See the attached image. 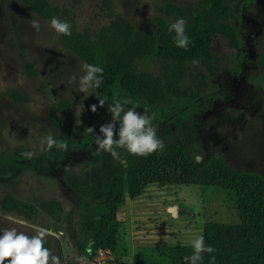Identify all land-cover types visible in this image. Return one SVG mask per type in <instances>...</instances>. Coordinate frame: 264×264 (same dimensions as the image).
<instances>
[{"label": "rangeland", "instance_id": "374dc122", "mask_svg": "<svg viewBox=\"0 0 264 264\" xmlns=\"http://www.w3.org/2000/svg\"><path fill=\"white\" fill-rule=\"evenodd\" d=\"M48 1L73 9L79 32L92 36L106 23L95 12L97 0ZM160 1L165 0H113L116 12L133 25L145 20L152 3ZM168 1L187 6L197 0ZM230 6L236 10L230 24L238 33L239 46L230 49L222 37H211L210 51L225 61L217 75L207 78L200 103L194 106L196 110L193 107L191 155L194 159L197 155L220 156L235 169L264 175V0H244ZM32 19L39 21L38 32L30 26ZM26 63L31 71L25 68ZM84 65L60 46L50 25L20 0H0V155L10 154L17 145L24 153H31L29 163H0V188L26 201L35 195L53 198L63 208L62 222L55 223L39 211L37 224L0 210V231L15 228L35 235V229L45 228L64 232L58 239L46 237L61 264H79V253L71 242L73 222L81 205L65 178H86L99 153L86 128L94 127L98 135L100 126L111 120L109 104L99 107L100 99L93 89L80 93L68 82L72 75L84 74ZM134 65L139 71L157 70L153 56L137 59ZM191 69L200 70L194 64ZM186 82L184 77L179 85ZM10 90L20 92L25 100L7 99L4 92ZM57 99L68 103L74 124L90 135L81 144L68 145L67 151L55 147L49 150L46 143L48 135L59 141L57 131L46 119L49 104ZM93 104L97 105L95 113L90 111ZM131 108L144 112L139 106ZM152 125L160 138L173 134L165 125ZM115 214L117 235L110 250L112 260L107 264H166V247L191 245L193 238L202 235L204 221L237 222L234 202L228 194L190 184H148L137 196H124Z\"/></svg>", "mask_w": 264, "mask_h": 264}, {"label": "trees", "instance_id": "16d2710c", "mask_svg": "<svg viewBox=\"0 0 264 264\" xmlns=\"http://www.w3.org/2000/svg\"><path fill=\"white\" fill-rule=\"evenodd\" d=\"M21 1L48 25L52 17L71 25V36L56 33L58 43L85 65L103 67V83L94 89L99 98L111 100L125 93L160 118L174 114L175 133L167 139L159 137L166 145L162 153L136 157L120 149V160H115L102 152L98 163L89 168L85 181L74 175L66 177V183L81 195L89 211L78 213L75 221L78 240L71 242L74 248L88 258L98 248L113 251L118 226L115 213L124 196L133 198L152 183L190 184L224 191L233 199L237 215L235 223L203 222L201 234L205 243L217 251L204 254L202 264H209L211 255L216 257L215 264H264V175L235 169L220 156L208 155L198 164L191 155L194 136L191 109L206 88V74L216 71L223 60L209 51L210 38L218 35L228 47L236 46L235 30L228 23L233 16L230 3L236 0H197L187 6L168 0L154 2L148 17L135 25L116 12L113 0H97L94 8L106 23L92 36L75 29L71 8L47 0ZM181 18L187 22L186 34L191 41L187 50L175 46V34L168 30L170 24ZM144 56L155 58L156 73L136 69L134 61ZM193 60L199 62L200 71L191 69ZM25 67L31 69L27 63ZM184 77L187 82L180 86ZM7 96L23 100L15 92ZM168 108L171 109L166 112ZM47 118L70 144L84 135L73 126L69 107L63 100L49 105ZM19 152L17 147L13 156ZM0 210L30 224L38 223L39 211L54 222H60L62 213L55 200L33 196L28 202L8 193L0 194ZM45 247L51 251L50 239L45 238ZM191 254L189 244L169 245L166 264H186L184 257Z\"/></svg>", "mask_w": 264, "mask_h": 264}, {"label": "clouds", "instance_id": "9594fccd", "mask_svg": "<svg viewBox=\"0 0 264 264\" xmlns=\"http://www.w3.org/2000/svg\"><path fill=\"white\" fill-rule=\"evenodd\" d=\"M30 26L35 30H40L38 20L29 21ZM186 20L181 18L170 24L169 32H173L174 43L177 48L187 50L191 43L186 34ZM50 27L58 34L71 36V25L67 21H62L57 17H52ZM192 63L198 64L197 60ZM84 74L72 75L69 84L74 85L76 91L86 93L90 89L99 88L102 83L104 69L98 65H84ZM105 101H99V107H104ZM128 101L121 102L119 99L108 105V112L111 113V120L102 124L99 134H96L94 127L86 128L88 134L94 137L97 152L109 153L113 159L120 160V152L123 149L128 154L136 157H148L154 153H162L166 145L159 139L157 129L153 127L152 120L146 112H138L134 108L127 106ZM90 111L95 113L97 105L90 106ZM117 125L119 128L117 130ZM47 148L51 150L67 151L68 145L63 141H57L53 136L46 138ZM26 158L31 157V153H22ZM196 163L203 162V156L195 157ZM124 162V161H121ZM36 234L29 236L24 232H19L15 228L3 229L0 231V264H61L59 256L53 255L45 247V238L49 235L60 238L64 232H54L45 228L35 229ZM192 254L185 256L186 264H202L204 254H213L217 251L212 246L206 245L202 235L196 236L191 240ZM215 255L210 256L209 264H215Z\"/></svg>", "mask_w": 264, "mask_h": 264}, {"label": "flooded vegetation", "instance_id": "af4514ba", "mask_svg": "<svg viewBox=\"0 0 264 264\" xmlns=\"http://www.w3.org/2000/svg\"><path fill=\"white\" fill-rule=\"evenodd\" d=\"M21 1V0H20ZM48 1V0H47ZM244 0H236V1H234L233 2V4H236V3H239V2H243ZM22 2V1H21ZM51 3V2H50ZM22 4H24L23 2H22ZM53 4V3H52ZM25 5V4H24ZM55 5H57V4H55ZM26 6V5H25ZM27 7V6H26ZM60 7V6H59ZM62 8H70V7H62ZM95 9V8H94ZM31 10V9H30ZM32 11V10H31ZM33 12V11H32ZM95 12H96V10H95ZM151 12V11H150ZM232 13H233V16H232V18H230L229 20H228V23L230 24V22L231 21H233L234 19H235V17H236V10L234 9V7L232 8ZM37 15V14H36ZM38 16V15H37ZM100 16V15H99ZM39 17V16H38ZM148 17V16H147ZM40 18V17H39ZM103 18V17H102ZM41 19V18H40ZM105 19V18H104ZM43 20V19H42ZM44 21V20H43ZM105 21H106V19H105ZM231 25V24H230ZM232 26V25H231ZM233 27V26H232ZM234 28V27H233ZM234 30H235V34H236V37H237V43H236V46L235 47H228L227 45V47L228 48H230V49H237L238 48V46H239V37H238V33H237V31H236V29L234 28ZM213 36V35H212ZM211 36V37H212ZM224 39V38H223ZM210 41H211V38H210ZM226 43V42H225ZM209 46H210V44H209ZM68 51V50H67ZM209 51H210V47H209ZM70 52V51H69ZM211 52V51H210ZM72 53V52H71ZM212 53V52H211ZM73 54V53H72ZM213 54V53H212ZM74 55V54H73ZM213 55H215V54H213ZM75 56V55H74ZM216 56H219V55H216ZM222 57V56H221ZM223 58V60L221 61V63L219 64V66H218V69L216 70V71H214V72H212V73H207L206 74V80H207V78L208 77H212V76H215V75H217L218 74V72H219V69H220V65L225 61V58L224 57H222ZM80 60V59H79ZM83 62V61H82ZM84 63V62H83ZM85 64V63H84ZM195 65H197V64H195ZM198 66V65H197ZM199 67V66H198ZM26 68V67H25ZM200 68V67H199ZM27 69V68H26ZM27 70H29V71H31V69H27ZM200 70H201V68H200ZM200 70H197V71H200ZM206 85H207V81H206ZM206 89V88H205ZM205 89L202 91V93L198 96V97H196V104H195V106L196 105H198V103H200V100H201V98H202V94L205 92ZM94 90V89H93ZM11 92H15V93H17L18 95H20L22 98H23V100H14V99H12V98H9L8 96H7V93H11ZM94 93H95V91H94ZM95 95H96V93H95ZM4 96L7 98V99H10V100H13V101H18V102H23L24 100H25V98L23 97V95L20 93V92H17V91H14V90H10V91H5L4 92ZM96 97L98 98V99H100V100H104L105 101V103H108V104H112V103H114L115 102V100H117V99H119L121 102H123V100H127L128 101V105L127 106H129L130 108L131 107H134V106H139V107H141L143 110H144V112H146L150 117H153V120H152V124L154 123H156V124H161V127L162 126H166V128H168V130L170 129V130H172L173 131V134L175 133V129H176V125H175V123H174V114L172 113H168V115L167 116H165V117H163V118H160V116L158 115V114H156L155 113V111H152V110H149L148 108H146L144 105H142V104H140L139 102H137L136 100H134L130 95H127V94H125V93H122V94H117L113 99H111V100H105V99H101V98H99L97 95H96ZM57 100H62V99H57ZM56 100H54L52 103H54ZM63 101H65V100H63ZM66 102V101H65ZM67 103V102H66ZM50 105V104H49ZM67 105H68V103H67ZM49 107V106H48ZM68 107H69V105H68ZM195 108V107H194ZM194 108H192L191 109V116H192V118H193V110H194ZM170 109L171 108H168V109H166V112L168 111H170ZM195 110H196V108H195ZM47 111H48V108H47ZM47 111H46V119H47V121L50 123V121L48 120V118H47ZM69 113H70V108H69ZM70 117H71V120H72V123H73V126L74 127H77V128H79L80 129V131H82L83 132V137L80 139V140H78V141H76V142H74V143H71L70 144V142H68V141H66V140H63L62 138H61V136H60V133H59V131L50 123V125L57 131V133H58V138H59V141H63V142H65L67 145H78V144H81L82 143V141L83 140H85L87 137H89L90 135H86V133H84V131L80 128V127H78V126H76L75 124H74V122H73V119H72V116H71V114H70ZM192 120V119H191ZM173 134H171V135H173ZM170 135V136H171ZM169 136V137H170ZM159 137V136H158ZM168 137V138H169ZM161 139H163V138H161ZM17 147H19L20 148V152H19V154L18 155H15V156H13L14 154H13V151H15V149L17 148ZM44 147H46V145H44ZM22 153H24V151H23V147L21 146V145H17L11 152H10V154H3V155H0V163L2 162V161H4V160H8L9 162H11V163H21V161L22 160H28V163L30 162V158H26L25 156H23L22 155ZM100 153H102V152H99L97 155H96V162L94 163V164H92L91 166H94V165H96L97 163H98V155L100 154ZM90 166V167H91ZM89 167V168H90ZM89 168H88V170H89ZM88 170H87V175H88ZM87 175H86V178H87ZM68 176H70V175H68ZM67 176V177H68ZM74 176H76V175H74ZM76 177H78V176H76ZM79 178V177H78ZM86 178L85 179H80L81 181H85L86 180ZM66 179V178H65ZM65 182H66V180H65ZM66 185H67V187L72 191V192H74L75 193V195H77V198H78V200L80 201V205H81V210H79V211H77L76 212V218H75V220H74V222H73V230H72V237H73V240H78V236H77V234H76V232H77V229H76V225H75V221L77 220V218H78V213H80V212H83V213H88L89 211H88V209L86 208V207H84V205H83V198L81 197V195L79 194V193H77L75 190H73L67 183H66ZM1 193H7V192H4V191H2L1 190V188H0V194ZM9 194V193H8ZM11 195V194H10ZM13 196V195H12ZM35 196H38V195H35ZM14 197V196H13ZM33 197V196H32ZM32 197H31V200L30 201H28V202H31L32 201ZM40 197H42V196H40ZM16 198V197H15ZM42 198H44V197H42ZM19 199V198H18ZM45 200H50V199H52V200H55V201H57L56 199H53V198H49V199H46V198H44ZM23 200V199H22ZM24 201H26V200H24ZM58 202V201H57ZM58 204L60 205V207L62 208V206H61V204L58 202ZM42 212V211H41ZM43 213V212H42ZM44 214V213H43ZM45 215V214H44ZM45 216H47V215H45ZM62 216H63V208H62V213H61V217H60V222H62ZM38 219H39V217H38ZM51 220V219H50ZM52 221V220H51ZM38 222H39V220H38ZM54 222V221H53ZM60 222H55V223H60ZM37 224V223H36ZM31 234V233H30ZM32 235H34V234H32ZM47 239H49V238H47ZM51 241V240H50ZM51 244H52V242H51ZM88 245V244H87ZM87 249V247H85V250ZM75 252L76 253H79V255H78V259H77V262L79 263V264H89L90 262H91V258H92V256H93V254L88 258V256H86V254L84 253V252H81V251H79V250H77V249H75ZM68 264V263H67Z\"/></svg>", "mask_w": 264, "mask_h": 264}, {"label": "built area", "instance_id": "2783aa9c", "mask_svg": "<svg viewBox=\"0 0 264 264\" xmlns=\"http://www.w3.org/2000/svg\"><path fill=\"white\" fill-rule=\"evenodd\" d=\"M110 250L107 248H98L95 249L93 256L91 258V264H107L109 260H112L109 258Z\"/></svg>", "mask_w": 264, "mask_h": 264}]
</instances>
